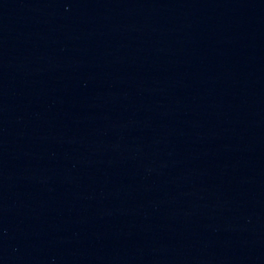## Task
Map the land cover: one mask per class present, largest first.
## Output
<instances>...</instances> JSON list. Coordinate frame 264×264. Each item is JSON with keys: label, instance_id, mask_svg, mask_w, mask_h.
I'll use <instances>...</instances> for the list:
<instances>
[{"label": "water", "instance_id": "obj_1", "mask_svg": "<svg viewBox=\"0 0 264 264\" xmlns=\"http://www.w3.org/2000/svg\"><path fill=\"white\" fill-rule=\"evenodd\" d=\"M0 264H264V0H0Z\"/></svg>", "mask_w": 264, "mask_h": 264}]
</instances>
